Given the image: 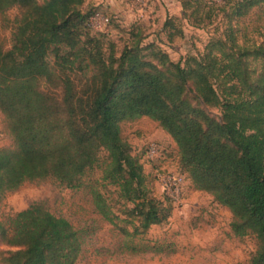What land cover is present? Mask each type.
Returning <instances> with one entry per match:
<instances>
[{
	"label": "trees",
	"instance_id": "trees-1",
	"mask_svg": "<svg viewBox=\"0 0 264 264\" xmlns=\"http://www.w3.org/2000/svg\"><path fill=\"white\" fill-rule=\"evenodd\" d=\"M84 1L0 0V15L17 8L13 43L0 48V112L12 139L0 148V201L26 180L50 178L86 187L95 211L117 225L100 191L112 185L131 204L126 219L137 222L131 232L120 226L124 235L161 223L170 199L152 195L120 134L122 121L146 116L175 143L193 187L229 210L233 234L254 237L248 264H264V44L238 42L233 24L253 7L264 10V0H180L193 25L214 9L226 21L220 36L183 62L154 41L142 44L137 24L117 52L109 31L93 29L97 8L83 9ZM107 14L108 29L115 30ZM170 19L162 26L167 37L181 36ZM77 69L91 70L81 86ZM42 82L60 94L42 89ZM95 170L99 176L86 181ZM0 241L14 247L0 251V264H74L83 234L35 202L0 221Z\"/></svg>",
	"mask_w": 264,
	"mask_h": 264
},
{
	"label": "rangeland",
	"instance_id": "rangeland-1",
	"mask_svg": "<svg viewBox=\"0 0 264 264\" xmlns=\"http://www.w3.org/2000/svg\"><path fill=\"white\" fill-rule=\"evenodd\" d=\"M179 1L85 0L82 8H97L91 19L92 27L96 31H109L117 52L128 38L130 26L137 24L142 44L154 41L172 61L183 62L187 56L201 53L211 38L220 36L226 21L214 9L210 19L193 25L192 18L183 15ZM104 6H107L106 9ZM16 14L17 8L13 7L0 15V48L3 50L9 49L13 43ZM106 14L111 15L118 26L115 30L108 29ZM166 17H170L174 24L175 29L172 30L182 31L181 36L167 37V29L162 27ZM233 24L238 28V42L264 44L262 7H253ZM49 59L52 60L51 57ZM254 65L257 68V63ZM90 74V69L75 70V83L81 86ZM41 88L60 94L59 89L45 82L41 83ZM209 111L219 116L218 109L210 108ZM120 134L142 164L152 195L170 199V213L161 223L150 225L142 233L124 235L120 226L131 232L132 224L137 222L131 224L126 219L123 210L131 204L118 198L115 186H100V191L112 212L119 217L117 225L103 219L95 211L86 187L67 188L50 178L26 180L16 189L6 192L0 201V221L6 222L35 202L43 203L51 213L68 219L82 231L83 244L74 264H248L256 246L254 237L234 235L230 228L232 216L229 210L209 193L193 187L181 170L175 143L158 123L146 116L122 121ZM150 144H154L152 157L147 151ZM11 145L7 120L0 112V148ZM100 156L104 158L105 152L101 151ZM167 172L182 176L179 186H174L168 177L170 173L163 175ZM99 174L95 170L86 181L97 178ZM156 174L162 176L157 178ZM10 249L14 247L0 241V251Z\"/></svg>",
	"mask_w": 264,
	"mask_h": 264
},
{
	"label": "built area",
	"instance_id": "built-area-1",
	"mask_svg": "<svg viewBox=\"0 0 264 264\" xmlns=\"http://www.w3.org/2000/svg\"><path fill=\"white\" fill-rule=\"evenodd\" d=\"M147 151H148L149 157H152V154L154 151V144H150ZM168 173H170V175H171L168 177H170L172 179L174 186L175 187L179 186L180 182L182 181V176L173 174L172 172H167L166 174H163V175H167ZM155 176L158 178V177L162 176V174H156Z\"/></svg>",
	"mask_w": 264,
	"mask_h": 264
},
{
	"label": "crops",
	"instance_id": "crops-1",
	"mask_svg": "<svg viewBox=\"0 0 264 264\" xmlns=\"http://www.w3.org/2000/svg\"><path fill=\"white\" fill-rule=\"evenodd\" d=\"M108 5H109V3H108Z\"/></svg>",
	"mask_w": 264,
	"mask_h": 264
}]
</instances>
